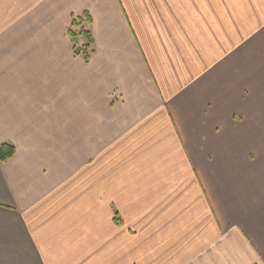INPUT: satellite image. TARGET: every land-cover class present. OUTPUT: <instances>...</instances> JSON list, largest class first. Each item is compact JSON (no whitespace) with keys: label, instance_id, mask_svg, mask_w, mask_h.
Returning a JSON list of instances; mask_svg holds the SVG:
<instances>
[{"label":"crops","instance_id":"obj_1","mask_svg":"<svg viewBox=\"0 0 264 264\" xmlns=\"http://www.w3.org/2000/svg\"><path fill=\"white\" fill-rule=\"evenodd\" d=\"M4 143L0 264H264V0H0Z\"/></svg>","mask_w":264,"mask_h":264},{"label":"trees","instance_id":"obj_2","mask_svg":"<svg viewBox=\"0 0 264 264\" xmlns=\"http://www.w3.org/2000/svg\"><path fill=\"white\" fill-rule=\"evenodd\" d=\"M91 21L90 14L83 12L73 16L67 28V34L72 42L73 54L82 57L85 62L90 59L94 52V41L89 28ZM13 154L14 146L12 144L4 143L0 145V162L9 159ZM114 220L116 222V213L114 214Z\"/></svg>","mask_w":264,"mask_h":264}]
</instances>
